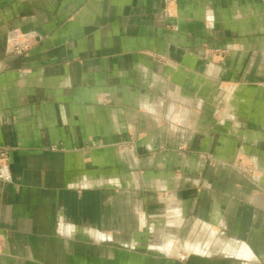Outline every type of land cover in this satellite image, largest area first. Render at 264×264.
<instances>
[{
  "label": "crops",
  "instance_id": "crops-1",
  "mask_svg": "<svg viewBox=\"0 0 264 264\" xmlns=\"http://www.w3.org/2000/svg\"><path fill=\"white\" fill-rule=\"evenodd\" d=\"M0 264H264V0H0Z\"/></svg>",
  "mask_w": 264,
  "mask_h": 264
},
{
  "label": "built area",
  "instance_id": "built-area-1",
  "mask_svg": "<svg viewBox=\"0 0 264 264\" xmlns=\"http://www.w3.org/2000/svg\"><path fill=\"white\" fill-rule=\"evenodd\" d=\"M32 43L29 41H22L18 44L14 45L12 49V53L17 56L25 55L29 52ZM6 155L4 153L1 154V159H5Z\"/></svg>",
  "mask_w": 264,
  "mask_h": 264
},
{
  "label": "rangeland",
  "instance_id": "rangeland-1",
  "mask_svg": "<svg viewBox=\"0 0 264 264\" xmlns=\"http://www.w3.org/2000/svg\"><path fill=\"white\" fill-rule=\"evenodd\" d=\"M213 164H215V163H213ZM239 164H240V169H241V172H242V173L247 174L248 176L253 174V173H252L253 170H252L251 165L244 164V163H242V162L239 163ZM242 164H243L244 166L241 167ZM247 165H248V166H247Z\"/></svg>",
  "mask_w": 264,
  "mask_h": 264
}]
</instances>
